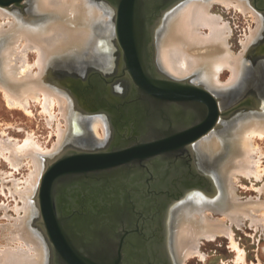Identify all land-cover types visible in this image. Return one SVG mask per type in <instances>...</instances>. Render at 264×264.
<instances>
[{
  "label": "bare ground",
  "instance_id": "6f19581e",
  "mask_svg": "<svg viewBox=\"0 0 264 264\" xmlns=\"http://www.w3.org/2000/svg\"><path fill=\"white\" fill-rule=\"evenodd\" d=\"M108 1L113 7L106 8L101 4L98 5L94 0H26L28 9L24 13L20 12L21 10L14 11L12 8L0 5V90H2L8 105L28 111L30 101L37 102L41 105L44 112L42 113L47 115L48 124H51L59 115L64 118L65 122V127H62L58 118L55 129V133L58 135L57 140L48 150H44L40 146L41 143L34 140L32 135L25 137L22 144L14 142L15 140L6 143L0 141V153L7 154V159L13 164L12 166L16 165L15 167H17L16 163H20L18 160L24 155L31 156L34 166L27 180L25 179L26 182L23 180L25 185H20L23 186L22 189L14 180L13 191L23 200V206L17 207V210H23L24 215L19 216L15 221L18 229L13 231V236L9 239L14 241V244L10 241L11 243L8 242L6 246L0 248V264H48V261H51L53 257L50 244L40 232L43 230L39 218L40 211L36 220L41 226V230L33 228L31 225L32 202L34 198L37 200L42 175L52 159L46 156L56 155L53 157L55 159L62 153H59V150L71 133L73 123L75 125L78 123L79 127L85 129V136L75 137H80L79 140L84 146L92 147L98 144L96 142H100L98 145H102L108 136L107 119L99 112V114L93 113L88 116L81 115L77 119L74 115L72 99L69 94L56 86V78L53 76L55 67L60 62L70 61L72 64H83L88 57L87 53H92L94 47H99L97 36L100 34L101 40L112 34L115 28V22L112 19L116 20L117 13L115 5L110 0ZM140 1L144 5L143 10L151 33V52L148 53V56L150 62L155 64V68L158 66L161 73L176 80L189 79L194 84L203 85L220 100V107H222L221 100L223 98L229 99L231 93L233 96L243 89L248 77L252 74L248 50L261 34L264 18L261 17V14L255 13L257 26L244 40L242 53L236 54L229 46V37L232 32L229 22H226L220 14L214 13L212 9L213 3L219 2L225 7L237 6L238 8H234H240L243 13L246 12L244 10H250L253 14L251 0ZM204 29H207L208 32H204ZM154 32H156L154 35L155 45L152 42ZM31 51L35 53L33 64L29 62ZM96 52V60L101 63L102 57L100 56L103 54L97 50ZM34 66L36 70L33 69ZM109 70L112 69L104 71ZM118 70H121L120 67ZM118 70L115 74L119 72ZM226 70L229 71V79L223 82L222 77L227 72ZM97 81L94 83H98ZM124 81L126 83L120 84V86L124 85L122 87L123 95L131 99L130 81L127 77H124ZM99 85L102 87V84L99 83ZM135 101L134 104L138 105V101L136 103ZM177 107L171 106V109L174 111ZM145 108L146 106L143 105L144 110ZM135 109L140 110V107ZM181 109L185 110L183 107ZM81 121L85 123L82 125ZM100 126L104 129V137L98 133ZM94 134L97 137H94ZM111 136V143L119 140L114 133H111ZM257 140L264 142V109L262 108L244 113L230 123H225L223 118L208 133L194 142L191 151L195 152L193 156L196 164L199 155L203 158V163L213 170L212 173H209L211 171L198 162V168L207 171V176L209 174L208 178L212 181L213 190L211 195H208L209 192L206 194L203 190H190L179 202L173 203L169 210L165 211L167 252L178 263L192 253H198L197 245L200 237L212 239L216 235H227V233H230V238L232 237V230L229 232L230 225L227 227L225 223L221 224L209 218V215L211 216L214 212H221L222 215L230 219L231 223L234 222L237 225L242 217H250L253 222L263 224L264 200L259 201L257 198L258 201L240 202L235 195L234 181H231L232 176L237 173L258 177L255 179L263 177L259 178L261 175L257 168L264 150L257 144ZM149 167L151 168V166ZM170 169L174 173L182 170L179 165H170ZM261 170L264 171V169ZM139 175L140 177L142 175L139 170L136 174L130 175L129 178L134 185L131 183L129 185L137 187ZM90 185L91 187H86L83 191L86 192L83 199H86L88 205H93L96 202L99 205L108 206L104 207V211L108 209V211L120 213V215L124 212L125 196H123L124 190L121 189L120 184L114 185L110 182L105 187L103 181L92 180ZM60 186L61 189L69 187H65L64 184ZM129 191H131L129 200L131 204L137 203L139 208L149 206H143L146 200L140 198V192H134L132 188ZM113 194L115 198L112 196ZM69 196L70 199L79 200L82 198V196ZM57 198L59 202L66 199L64 194L58 195ZM149 208L151 209V207ZM101 215L102 213H100ZM111 241L114 242L112 238ZM235 246H238L237 243ZM236 249L237 252L239 249L238 247ZM241 251L242 249L236 256V260L237 257L238 259L244 258V252L242 251V254ZM135 253H138L136 258H140L141 253L139 254L137 249ZM127 256L131 261V256L128 253ZM171 257L168 256L169 262H172ZM132 259L134 261L135 257L133 256ZM145 259L143 260L145 261ZM241 259L240 261L243 262L244 259Z\"/></svg>",
  "mask_w": 264,
  "mask_h": 264
},
{
  "label": "water",
  "instance_id": "95a60500",
  "mask_svg": "<svg viewBox=\"0 0 264 264\" xmlns=\"http://www.w3.org/2000/svg\"><path fill=\"white\" fill-rule=\"evenodd\" d=\"M23 1L0 0V5L20 9L23 8ZM259 1L260 3L253 0V3L264 12V0ZM110 2L115 5L117 13L114 44L119 55L116 65L121 70L110 79L103 77L102 81L103 84L112 86L121 76L129 79L132 96L129 102L122 104L131 108L128 111L130 118L136 116L144 125L131 128V133H114L119 138L115 143L110 141L111 133L106 143L97 147L88 148L69 143L62 153L47 164L37 200L43 228L40 232L50 244L53 264H153L149 257L145 261L142 256L137 259L136 246L129 248L125 244L132 239L138 240L140 232L138 230L136 234L133 227L132 230H120L125 226L126 219L130 227L138 225V219L136 218L137 223H134V217H130L125 211L139 210L143 218L142 212L154 209L156 204V214L150 219L158 217L157 224L160 225L162 210H166L167 206L175 202L172 201L173 198L179 202L180 197L190 190L201 191L207 184L211 187L212 181L207 175H198L190 169L188 159H192L191 147L216 126L218 121L225 118L226 122H229L238 112L252 106V98L246 97L222 109L220 100L203 85L194 84L189 79L176 80L161 73L149 60L150 31L143 3L140 0ZM87 86L94 88L95 84L89 81ZM68 90L74 99L75 92L70 88ZM89 93L88 91L87 95ZM134 100L139 104L135 105ZM110 105L116 108L115 105ZM143 105L146 106L145 110ZM138 106L140 110L135 109ZM171 106L178 107L173 111ZM158 162H165L161 174L156 173L159 167L155 165ZM152 164L155 167L150 168ZM170 165H179L183 171H175L174 175H171L172 180L167 181L165 178L170 175ZM137 170L142 172L137 187L120 185L125 196V210L121 215L110 211L105 216L103 211L106 205L96 202L88 205L86 199H83L86 194L83 191L86 187H91L92 180H101L106 187L107 183L115 182L111 180L120 172H123L121 175H124V178H128L127 175L136 174ZM197 176L199 179L194 181ZM61 184L69 187L61 189ZM189 187L191 189H187ZM131 188L134 192H140V198L146 200L143 206L149 205L148 207L139 208L137 203H130ZM62 194L66 199L59 202L57 197ZM69 195L82 196L78 205L75 204L77 201H70ZM160 195H163L161 199L158 198ZM57 205L61 206V211ZM100 213L104 215L101 217ZM102 219H107V226L101 224ZM153 235H158V231H154ZM162 239L164 240V236L162 238L161 235ZM127 253L131 256V261L128 260Z\"/></svg>",
  "mask_w": 264,
  "mask_h": 264
},
{
  "label": "rangeland",
  "instance_id": "374dc122",
  "mask_svg": "<svg viewBox=\"0 0 264 264\" xmlns=\"http://www.w3.org/2000/svg\"><path fill=\"white\" fill-rule=\"evenodd\" d=\"M94 1L98 5L101 4L102 6H106V8L107 7L110 8L112 6L103 0H94ZM23 3H24L23 8H20V9L12 8V10L14 11L21 10L20 12L22 13L26 12L28 9L26 0H24ZM251 3H252L253 10H254L253 14H251L252 11H250L249 9H248L249 11L244 10L246 12L243 13V10H241L242 11L241 12L240 8L237 9L238 8L237 6L231 5L230 7H227V6L225 7L219 2L213 3V9H212L213 12L218 15L220 14V16H222V18L226 22H229V25L232 30L231 35L229 37V46L231 50L235 52L236 54L242 53V51L244 50L243 49L244 48L243 45L245 42L244 40L247 39L246 38L247 35H250V31L251 30L254 31L257 26V22L255 18L257 16H255V13L261 14L262 15L261 17L264 18V12L256 8V6L253 3V0H251ZM234 7H237V8H234ZM112 21L115 22L114 18L112 19ZM263 27H264V22H263ZM263 27H262L261 34L258 36L257 40H255V42L252 44V46L248 50L249 58H250L249 60H251V64H252V71H251L252 74L248 77L245 85L243 86V89H240L239 92H237V94L233 96H231L232 93L231 94L229 93L230 94L229 99L223 98L221 100L222 109H226L234 105L235 103L242 101L246 97L252 98V101H251L252 106H248L249 109H245L241 112H238L235 117L229 120V122H226V119L224 118L225 123H230L231 121H234L236 118H239L240 115L250 112L252 110H255L256 108L264 109V103H263L264 102V83H263L264 82V62L263 63H260L258 61L255 62V59H254L255 53H256L255 44L257 43V41H259V39H261L262 34L264 33ZM203 31L208 32L207 29H204ZM155 34L156 32H154V34L152 35L153 45H155V39H154ZM100 36H101L100 34L97 36L99 38V41L97 40L99 47L98 48L94 47L92 53H87L88 57L86 58V61H84L83 64H76V63L72 64L70 61H63L57 64L58 66L55 67L56 68L54 71L55 73L53 72L54 73L53 76L54 78H56L55 79L56 86L62 89L67 94H69L70 98L72 99L73 101L72 106L74 107V110H75L74 115L77 117V119L81 115L83 116H87V115L81 112L80 110L81 105L79 103H75V99H73V97L70 95L69 90H68L69 86L65 85L64 80H62L63 73H66L68 75L67 76L68 78L69 76L75 77L81 72H85L90 67L92 68L100 67L106 70L107 69L106 67L109 65V62L110 61L113 62L114 58L117 59V55H118L116 54L118 50L114 44V40L116 37L115 28L113 29V32L112 34H110L109 37H105L100 40ZM96 50L99 51V53L102 52L103 54V56H100L102 57L101 63H99L96 60V57H97ZM104 55L105 56L107 55L106 58ZM34 58H35V53L31 51L29 53V62L31 64L34 63ZM152 61H153V57H152ZM80 66H83V67H80ZM33 69L36 70V67L34 66ZM228 79H229V71H227L223 75L222 81L225 82ZM92 82L94 83L95 81L92 80ZM259 102L260 104L256 105V103H259ZM254 104L256 106H254ZM10 107L11 106L8 105L2 90H0V141H2L3 143H6L10 140L11 141L15 140L14 142L17 141V143L22 144L23 141L29 135H32L34 140L38 141L39 144L41 143L40 146L44 150L51 149L52 145L55 143V140H57V136H58L55 133L58 118L61 121L62 127H65L64 118L60 117L59 115L57 119H55L57 121L54 120L55 122L53 121L51 124H48V122L46 121L47 115L43 114L44 112L42 111L41 105L33 101H30V104L28 105V108L30 109V111L29 109L28 111H25L19 107H13V108L12 107L10 108ZM56 113H58V111H56ZM83 123L85 122L83 121L80 122V124L82 125ZM108 128H109V125H108ZM107 131H108L107 132L108 136L105 135L107 137L106 140L108 139V137H110L109 130L107 129ZM84 133H85L84 128L79 127L78 123L76 125L75 123H73L71 133L66 138L63 147L59 150V153L62 151V149H64L66 145H68V143H72L76 145H79L80 143L81 146L89 148V145L84 146L81 144L79 140L80 137L85 136ZM98 133L102 137H104V129L101 126L98 128ZM76 136H80V137L75 138ZM94 137H97L96 134H94ZM106 140L102 145L106 143ZM96 143L99 144L100 142H96ZM98 144L93 145L92 147H97L99 146ZM257 144H259L261 148H263L264 150V142H262V140H257ZM194 154L195 152L191 153L192 159L190 160L188 159L190 169H192L193 173L200 174L203 176L207 175L206 173L207 171L205 172L201 168H200L201 170L199 168H196L197 166H199L198 162L199 164L201 163L206 169L210 170L211 172L209 173H212L213 170L210 169L209 166L204 164L202 161L203 158L199 156H198V162L196 166L194 165L195 164L193 161ZM263 155L262 156L259 155L260 165L258 164V168H257L261 175L259 178L263 176L261 179H255L258 177H253L254 175L253 176L250 175L249 177V175L247 176L241 173H240L241 176L239 175V173H237L235 176H232L231 181L232 182L234 181L233 187H235L234 188L235 193H236L235 195L237 196V200H239L240 202L258 201V199L259 201L264 200V192H263L264 191V171L261 170V169H264V156ZM54 156L56 155H48L46 157L53 158ZM23 157L19 159L20 161L18 160V162L20 163H16L17 167H15L16 165L12 166L13 164L10 162L9 159H7L6 153H0V245H1L0 248H3L4 246H6L8 242L9 243L12 242V244H14V241H11L9 239L13 236V231L18 229L17 226L15 225V221L18 220L19 216L24 215L23 210H19V211L17 210V207L23 206V200L20 199L19 195L15 194V192L13 191L14 180L18 183V186L22 189V187L25 185L24 183L25 179L27 180V177H29L28 175L34 166H33V162H31L32 161L31 156L27 155L24 158ZM193 165L195 168L193 167ZM198 178L199 177L197 176L194 179V181H197ZM20 185H23V186H20ZM208 185L209 184H207L206 188L204 187V189L202 190L206 194L209 192L208 195L209 194L211 195L212 190H213L212 188L213 185H211V187ZM260 187L262 189H259ZM187 189H191V188L189 187ZM174 200L175 202H177V199L173 198L172 201L174 202ZM32 203H33V209H32L31 225L33 228H37L38 230H41L40 228L41 226L39 225V223H37V220H36L39 215L37 200L34 198ZM169 207L170 205L167 206V209H166L167 211L169 210ZM166 210L163 209V214L160 219L162 224H165V225L167 222V217L165 215ZM224 216L225 215H222L221 212L220 213L214 212L211 214V216L209 215V218L221 224L225 223L227 227H229L228 225H230L229 232H231L232 230L231 232L232 241L229 235L230 233H227V235L226 234L216 235L212 239L207 238V237L206 238L200 237V239H198L199 242L197 245L199 254L192 253L193 255L192 254L190 256L188 255V257H186V259L181 260L180 263H178L176 259H173V257H171V255L167 252L168 256L171 257L170 260L172 261V264H264V221L262 222L263 224H261V222L260 223L258 222L259 223L258 224L256 222H253L250 219V217L246 218V217H242L243 216L242 215V216H239V217H242V219H239L240 221L237 220L240 222L237 225V224H234V222L231 223L230 219ZM165 235H166V232H165ZM234 243L235 244L237 243L238 246H235ZM237 247L239 250L236 252ZM241 249L244 252V256H243L244 258H242L244 260H242L241 258L238 259V257L236 260V256L239 255V251ZM166 250H167V246H166ZM240 259L243 262H241ZM52 262H53V258L51 261H48V264L49 263L52 264Z\"/></svg>",
  "mask_w": 264,
  "mask_h": 264
},
{
  "label": "flooded vegetation",
  "instance_id": "af4514ba",
  "mask_svg": "<svg viewBox=\"0 0 264 264\" xmlns=\"http://www.w3.org/2000/svg\"><path fill=\"white\" fill-rule=\"evenodd\" d=\"M103 1L109 3L108 0H103ZM258 3H260L259 0H258ZM151 32H152V30H151ZM263 34H262L261 39H259V41H257V43L255 44V47H256L255 52L256 53H255L254 59H255V62L258 61L260 63L264 62V58H263V56H264L263 55L264 54V36H263ZM116 54H118V52ZM116 63H118V62H117V59H115V58L113 59V62H111V61L109 62V65L106 67L107 69H112L109 71H104L100 67H98V68L97 67H93V68L90 67L85 72H81L80 74H78L75 77L69 76L68 78H67L68 75L66 73H64L62 80H64L65 85L69 86V88L73 92H75V97H74L75 103H79L81 105L80 110L82 113H84L85 115L88 116V115H91L93 113L99 112L101 115H103V117H105V119H107L106 122H108V125L110 128L109 133H131V128L139 127L140 125L143 126L144 124L136 116H133V118H130L128 111L131 108L128 105L125 106L122 104L124 102L130 101V98H127L123 95L124 90L122 87L124 85L120 86L121 83L122 84H123V82L126 83V81H124V77L117 79V81L114 84H112V86L111 85H105V84H103V81H102L103 77L110 79L117 72L119 66H117ZM97 72L102 74V75H99ZM94 79H97L99 82L96 84L99 85V83H100V84H102V87H101V85H99L98 87L95 86L94 88L88 87L87 86L88 82L92 81V80L94 81ZM104 86H106V87H104ZM99 90H101V91H99ZM88 91L90 93L87 95ZM110 104L115 105L116 108H113L112 105H110ZM193 161L195 163L194 165L196 166V161L194 160V157H193ZM164 165H165V163H161V162H158V164L155 165V166L159 167V168H157V174H161L163 172L162 168ZM194 165H193V167H194ZM150 166H151V168L155 167L153 165H150ZM196 168H198V166ZM171 175H174V172L172 171V169H170V175L167 176L165 179L167 181L172 180ZM127 176H128V178L125 179L124 175H121V173H119L115 176L114 180H111V181H115V182H111V183L114 185H118V184L122 185L123 184L126 186H129V184L131 183L134 185V183L129 178L130 176L129 175H127ZM112 196L114 197V194ZM161 197H163V195L158 196V198H160V199H161ZM117 198H119V197H117ZM156 198H157V196H156ZM130 199H131V197H129V200ZM70 201H72V202L77 201L75 203L76 205H78V203H79L78 200L70 199ZM156 203L158 204L157 201H156ZM105 204H107V203H105ZM60 207L61 206L57 205V208L59 209V211H61ZM154 207L156 208L157 205L155 204ZM155 208L152 210H149V211L148 210L143 211L142 212L143 218L140 216L141 214H140L139 210L134 211L132 209H130V210L128 209L125 212L127 213V215L130 214V217H134V219H133L134 223H137L136 222L137 220H135L137 218L138 219V225L136 224V226L134 225V226L130 227L129 222H127V219H126L125 220L126 222H124L125 226L120 228V230L123 231V229H125V228L128 230L134 229L136 231V232L134 231L136 234H137V231L140 230V232L138 233V235H139L138 240L132 239V241L129 240L125 244L129 248L131 246H136V249L140 248L139 254L141 253L140 256H142L143 259L148 258V256H149V259L151 260V262H153V264H172V262H169V260H168V254H167V250H166L167 233L165 235V226H164V230H163L164 224H162L161 221H160V225L157 224L158 223L157 222L158 217H154V219H150V217H153L156 214ZM103 212H105V215H107L110 211H108V209H106ZM60 214H61V212H59V217H61V215H62V214L61 215ZM103 215L104 214L102 213L101 217ZM106 222H107V219H106V221H105V219H102L101 224L106 225ZM161 226H162V228H161ZM160 228L162 229L161 231L159 230ZM154 231H158V235L152 236V233ZM161 235H162V238L164 236V240L163 239L161 240ZM156 248H157V250H156ZM150 250H151V252H150ZM154 253H155V255H154ZM149 254H152V255H149ZM51 260H52V258H51Z\"/></svg>",
  "mask_w": 264,
  "mask_h": 264
}]
</instances>
